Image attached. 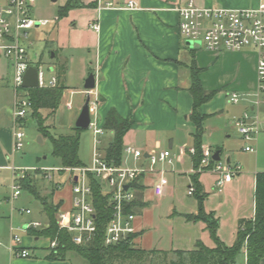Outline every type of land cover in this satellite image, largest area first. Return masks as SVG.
Instances as JSON below:
<instances>
[{
	"label": "crops",
	"instance_id": "crops-1",
	"mask_svg": "<svg viewBox=\"0 0 264 264\" xmlns=\"http://www.w3.org/2000/svg\"><path fill=\"white\" fill-rule=\"evenodd\" d=\"M187 1L136 0L138 7L135 9H104L100 12L94 7H85L91 17L89 20L90 28L93 22L99 25L98 31L95 32L93 47L94 68H89L88 72L92 71L95 76V88L89 93V96L90 99H93L95 95L97 97V112L99 118H101L100 124L103 123L110 109L116 110L123 118L132 119L133 126L124 135V139L127 137L124 144H130L144 150V159L137 163L147 166L148 163L145 162L147 153L152 150L168 149L171 153L172 163L169 165H173V171L161 169L163 172H147L139 178L141 190H134V193L140 194L142 206L135 211L137 235L134 238L133 246L147 254H163V252L171 254L173 250H190L194 248L197 240H201L207 246H213L205 224L202 221H192L185 217L197 213L195 197L191 194L194 201L189 203L179 199L173 191L176 182H182L187 186V195L189 188L192 186L193 162L190 149L193 148V139L190 147H187L183 141L187 125L192 127L191 137L193 132V124L188 120L192 108V96L189 92L191 83L190 64L192 60H194L199 70L198 78L202 88L206 92L215 90L217 93L200 106V113L207 116L206 119L212 115L222 113L225 98V91L222 87L209 85L206 79L207 65L202 62V57L207 52L187 45L178 32L179 15L176 8L186 4ZM193 1L200 7L233 9L252 8L259 3V0ZM5 2L6 0L0 4ZM91 2L92 0H87L84 3L89 4ZM114 2L116 5L123 6L128 0H114ZM208 53L210 54V52ZM51 54L56 56L57 53L52 52ZM53 56L51 55L52 58ZM244 58H247L248 63H244ZM2 59L4 58L0 54V78H2L5 71V63ZM216 60H221L223 64L228 60L234 61L233 65L243 80L240 81V87L237 86V88L250 90L255 87L257 55L253 49L245 48L239 52L222 49L215 53L211 52L208 64L214 65ZM87 74L83 77L82 84H84ZM61 79L63 81L62 77ZM64 85L66 86L65 91H69V97L71 98L69 100L72 101V95L76 93L83 95L82 106L88 95L83 86L80 90H75L65 83ZM72 107L73 101L69 109H72ZM246 109L247 103L242 106L240 113L236 116L232 114L233 118L240 117ZM205 120L204 127L206 126L207 131L210 133L212 128L209 124L205 125ZM0 122V168H8L6 158L7 152L13 146V131L11 127L4 125L2 121ZM216 150L219 151L220 156V148ZM186 155L189 158L188 162L185 158ZM227 160L231 163V156H228ZM135 163L136 161L131 156L123 155L122 165L132 166ZM235 163L237 162L235 161ZM205 172H201L199 175L200 184L204 192L207 193L204 200V209L208 213L212 212L218 218L217 235L225 244L231 245L235 240L238 220L249 219L254 215L255 176L258 172L263 171L243 170L227 182L221 191L216 189V176L211 172ZM205 176L207 177L205 178ZM34 177L37 179L38 176L35 174ZM55 182L49 186H44V188L41 186V189L48 191L47 194L53 193V203L61 202V207L65 204L68 206L70 199L69 186H67L68 191H65L62 186L61 189L57 188ZM59 193L67 197V203ZM213 195H216V199H218L217 203L219 205L217 207L210 205ZM244 195L248 198V207L246 208L242 199ZM166 196L168 198H165ZM163 198L168 199L166 202H169L165 214L168 223L167 235L155 236V221L157 218L154 210ZM163 201L165 202V200ZM228 202H232V206L229 214L226 215L225 211L228 210H225V205ZM40 215L44 217L42 223L45 224L46 216L42 205ZM29 217L20 216L19 221H17L22 230L28 221L36 218ZM178 220H180L179 225L175 224ZM227 221L231 223L229 235L222 233V229L225 228L224 224ZM23 231L27 233V236L23 238V246L27 247L32 253L30 256L32 259L29 260L30 264H65L63 261L68 254L63 260L47 259L49 253L47 248L48 239L32 236L28 233V229ZM8 253L7 249H0V264H2L1 259L6 254L10 255ZM10 259L12 258L9 256V264H17ZM241 264H245L244 249ZM259 264H264V256L260 259Z\"/></svg>",
	"mask_w": 264,
	"mask_h": 264
},
{
	"label": "built area",
	"instance_id": "built-area-1",
	"mask_svg": "<svg viewBox=\"0 0 264 264\" xmlns=\"http://www.w3.org/2000/svg\"><path fill=\"white\" fill-rule=\"evenodd\" d=\"M35 0H6L0 4V52L3 53L8 64L12 67L11 82L14 88L13 107V146L12 150L17 151L23 147V131L15 130L31 109L27 91L22 87L23 75L27 68L32 65L27 55V30L50 23L47 19H33L32 6ZM95 2V9L100 12L104 9H135L138 7L136 0H128L125 5H116L114 0H92ZM179 15L178 32L183 41L199 42L200 46L208 51L218 52L226 50L239 52L245 48H251L256 52V78L257 87L251 93H230V102L237 104L246 101L247 109L243 115L234 120V126L238 135L244 141H250L264 132V0H259L256 7L252 8H223V7H200L193 0L176 8ZM91 28L98 31L99 25L96 22ZM38 72V87H52L56 84V75L46 81L42 64L35 66ZM86 92L89 94L92 90ZM72 101L66 103V108H71ZM90 124L94 141L92 157L88 164L72 167L59 168H30L34 175L43 179L52 180L50 171H57L59 174L66 172L67 183L70 189L68 206L59 208L57 213V224L60 229H65L71 234L72 241L76 245L90 242L96 234L95 207L93 205L90 174L101 184V189L111 206V218L104 231V245L113 246L128 236L136 234L135 225L136 213L127 212L126 204L135 199V191L132 183L141 175L147 172H163L155 169L158 163H172L171 153L168 149L159 151L152 150L147 153L148 165L137 163L143 160L145 152L133 145H125L123 152L132 157L136 163L132 166L108 164L98 149L99 140L97 136L103 134L104 129L98 118V100L96 95L90 99ZM244 151L252 152L253 148L244 146ZM194 153V149H190ZM213 151L209 147H202V158L195 172H211L215 178V186L221 191L224 185L229 182L240 168L221 159L212 158ZM28 169L21 170V174L13 179L12 196L20 195L19 177H24ZM129 184L128 188L125 185ZM55 186L61 189L62 184L55 182ZM63 187V186H62ZM194 188L191 186L188 194H192ZM24 214L31 213L30 209L21 210ZM44 224L38 220H32L25 224L23 230L29 228H41ZM133 237L131 243L134 241ZM19 236L13 237V245L10 247L12 255L19 258H27L32 255L31 251L23 246ZM57 246V240H48L47 248L53 249Z\"/></svg>",
	"mask_w": 264,
	"mask_h": 264
},
{
	"label": "rangeland",
	"instance_id": "rangeland-1",
	"mask_svg": "<svg viewBox=\"0 0 264 264\" xmlns=\"http://www.w3.org/2000/svg\"><path fill=\"white\" fill-rule=\"evenodd\" d=\"M65 1L66 0H35L32 6L31 17L36 20L47 19L50 23L27 30V55L34 63L41 60L42 70L46 81H48L53 75H59L63 78L66 85L72 87V89L80 90L83 86V77L88 73L89 68H94L93 47L96 31L89 26V20L91 17L88 14L89 12L85 10V7L72 8L68 11L66 16L59 18L57 21V9L60 5H63ZM85 1L87 0H82V2ZM3 2L4 0H0V3ZM197 49L207 52L203 54L202 62H205V65H207L206 79L209 85L222 87L225 91L224 111L220 114L212 115L205 120V125L209 124L212 131L209 133L207 127H204L202 147H209L213 152L216 150V147H219L221 150L220 159L226 161V158L231 156V163L237 165L240 168V172L243 170L245 171L246 169L249 171H264V132L260 133L253 140L244 141L235 129L234 120L237 117L233 118L232 114H235L236 116L240 113V109L243 105H246L247 102L241 101L234 104L229 100L232 90H235L238 93L253 92L257 87V78L254 88L250 90H241L237 88V86H239L240 81L243 80L233 65L234 61L228 60L223 64L221 60H216L214 65H211L208 64V61L210 60L212 51H208L201 46ZM52 52L57 53L53 58L51 57ZM208 52H210V54ZM0 54L2 58H4L2 60H4L5 63L4 75L0 78V121H2L4 125L11 127L13 131L14 121L12 111L14 107V88L11 82L12 67L8 64L3 53L1 52ZM244 59V63H248L247 58ZM10 93L12 94L10 95ZM69 99H71L69 97V91H65L54 115L49 118L47 117L45 120V124L49 125L50 132L54 135L72 132L74 121L83 101V95L79 93L72 95V109L66 108V103ZM30 111L31 110H28V114L23 121L15 126V130L23 131L24 133L23 147L17 151H12L11 148V150L7 152L6 158L9 167L0 168V249H7L9 252L8 254H10H6L4 258L1 259L2 264H9V256L12 258L10 260H14L17 264H30L29 260L32 259L31 257H16L12 255L10 251V247L14 244L13 237L15 235L22 239V244L24 243L23 238L27 236V233L22 230L21 225L17 223L20 216H30L29 218L36 217L32 220L38 219L40 222L44 221V217L40 215V201L34 198L28 190L20 186V195L16 197L12 196V182L14 181L17 183V180L13 179V174L18 177L21 174V170L26 168L28 169V172L34 176V172L30 170L32 167H60L58 159L51 154L52 146L49 139L39 133L37 121L30 118ZM244 112L245 110L243 113ZM42 114L46 115V110H43ZM100 119L101 118H99V120ZM187 126V131H184L185 136H183V141L186 143L187 147H190L192 145V127L191 125ZM112 137L113 132L109 130H104L103 134H99L97 136V139L99 140L98 149H103L110 142ZM126 138L124 139L125 142ZM93 141L94 136L91 129L87 128L81 131L78 149V156L81 161L87 163L90 162L93 151ZM244 146L252 147L253 151H244ZM123 155H126V153L123 152ZM185 158L188 162L189 158L187 155ZM235 161L237 163H235ZM145 162L148 163L149 160L146 159ZM241 162L244 166H242L243 164H240ZM172 168L174 169L173 165L167 163H158L155 166V169H163L165 171H168L169 169L173 171ZM50 173L52 175V180L43 179L41 176H38L36 183L39 187V194L41 196H46L48 200L53 202L52 194H47L48 191L46 192V190L43 191L44 186H49L51 183L59 181L63 186L62 188H64L65 191H68V175L66 172L59 174L57 171H50ZM206 177L207 176H205V178ZM41 186L43 187L42 189ZM173 191L175 192V196L179 199L189 203L194 201L193 196L189 194L187 195V186L182 182H176ZM60 195L65 201L67 200V197L64 196V194ZM165 198L168 197L166 196ZM242 199L244 201V207H248L247 196L244 195ZM163 200H165V202L168 201V199L164 198ZM163 200L158 203L154 210L157 218L155 221V236L167 235L168 223L165 214L169 202L165 203ZM217 201L218 199H216V195H213L210 200V205H215V207H217L219 205ZM231 201L233 202V200ZM232 202H228L225 205V210H228H224L226 215H228L231 210ZM65 203H67V201ZM66 207L67 204L63 206L64 209ZM27 208L31 210V214L29 215H26L21 211ZM179 222L180 220L175 224H178ZM224 225L225 228L222 229V233L229 235L231 232L230 221H227ZM133 247L139 249L135 246ZM171 256V254L164 256L163 254L144 253L139 256L140 259H131L123 263L115 262L114 264H167ZM242 256L243 249L239 255V264L242 262ZM63 262H65V264H87L85 259L74 252H70Z\"/></svg>",
	"mask_w": 264,
	"mask_h": 264
},
{
	"label": "trees",
	"instance_id": "trees-1",
	"mask_svg": "<svg viewBox=\"0 0 264 264\" xmlns=\"http://www.w3.org/2000/svg\"><path fill=\"white\" fill-rule=\"evenodd\" d=\"M77 7L95 8L96 4L95 2L85 4L82 0H66L57 9V20L66 16L70 9ZM53 57H55V54ZM30 62L34 66L42 64L41 60L35 63ZM198 72L199 70L194 60H192L189 87L192 96V108L188 119L193 124L194 153L191 155L193 168L199 166L202 158V135L204 133V120L207 117L200 113L199 108L216 93L215 90L206 92L202 88ZM65 89L66 86L59 75H56V84L52 87L25 88L31 103L29 115L31 119L37 121L39 133L49 139L52 146L51 154L58 159L60 167L80 166L84 165L78 156L82 130L72 127L70 133L54 135L50 132L49 125L45 124L46 118L54 115ZM43 110H46V115L42 114ZM101 126L104 130L113 132L110 142L101 149L103 158L108 164L118 166L121 164L123 157L124 135L133 126V121L130 118L121 117L116 110L110 109ZM216 149H219V147H216ZM199 175V172L191 174V184L194 188L192 195L197 201V213L185 217L188 220L202 221L205 224L213 246H207L201 240H197L193 249L173 250L167 264H239V255L242 249L245 251V264H259L260 259L264 256V171L258 172L255 176L254 215L249 219L238 220L235 240L231 245L225 244L217 235L218 218L212 212L208 213L204 209V200L207 193L204 192L200 184ZM89 176L96 225V234L90 242L76 245L72 241L71 234L65 229L59 228L57 213L62 203H53L46 196H41L38 192L37 179L29 173L24 177H19L18 182L22 188L28 190L34 198L40 201L46 216V223L38 229L29 228L28 233L37 238L57 240V246L48 250L49 253L46 258L49 260H63L70 252H74L85 259L87 264H114L115 262L123 263L131 259H140L139 256L145 252L141 249H135L131 243V239L136 237L137 234L128 236L116 245H104V231L111 218V206L108 203L107 195L101 189L98 179L91 174ZM139 178L132 183L135 191L141 190ZM141 206L140 194L136 192L135 199L130 204H126L125 210L135 213ZM167 254V252H163L164 256Z\"/></svg>",
	"mask_w": 264,
	"mask_h": 264
},
{
	"label": "water",
	"instance_id": "water-1",
	"mask_svg": "<svg viewBox=\"0 0 264 264\" xmlns=\"http://www.w3.org/2000/svg\"><path fill=\"white\" fill-rule=\"evenodd\" d=\"M187 45L189 46H193V47H200V43L199 42H195L192 43L191 41H187L186 42ZM53 56V54H51ZM22 87L24 88H36L38 87V72H37V68L34 65H30L26 72L23 75V81H22ZM83 88L87 91L89 90H93L95 88V76L93 74L92 71L88 72L85 80H84V84H83ZM89 103H90V96L89 94L86 96V99L83 103V105L81 106L80 110H79V114L76 117L73 127L76 129H87L89 128V124H90V109H89ZM212 158L214 160H219L220 156H219V151L216 150L214 151ZM227 162H229V160H227ZM129 184L125 185V188H128Z\"/></svg>",
	"mask_w": 264,
	"mask_h": 264
}]
</instances>
